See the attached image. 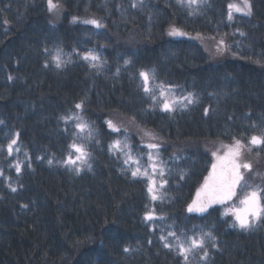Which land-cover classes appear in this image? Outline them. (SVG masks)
I'll return each instance as SVG.
<instances>
[{"label": "trees", "instance_id": "obj_1", "mask_svg": "<svg viewBox=\"0 0 264 264\" xmlns=\"http://www.w3.org/2000/svg\"><path fill=\"white\" fill-rule=\"evenodd\" d=\"M54 1L56 22L48 0H0V264H264V213L241 228L219 204L188 211L212 169L206 143L264 137V0L231 20L228 5L241 0ZM186 33L229 48L213 60ZM143 71L193 101L163 110ZM118 117L167 144L156 200L113 146L127 136L146 160L135 135L109 126ZM73 144L83 165L65 162ZM252 150L264 169V144ZM261 193L264 204V183ZM193 237L204 247L185 259L177 238L188 247Z\"/></svg>", "mask_w": 264, "mask_h": 264}, {"label": "snow or ice", "instance_id": "obj_2", "mask_svg": "<svg viewBox=\"0 0 264 264\" xmlns=\"http://www.w3.org/2000/svg\"><path fill=\"white\" fill-rule=\"evenodd\" d=\"M202 0H178V3L184 4L189 8H193V6H198ZM138 3H142V0H138ZM136 4H133V7H136ZM58 8V4L54 3V0H48V9L49 11H53ZM229 12H228V19H232V13L233 11L237 13H243L245 15H251V3L250 0H241V3H231L228 5ZM75 20V18H74ZM85 23H91L95 24L97 27H100L98 21L96 20H90L85 21ZM172 35H185V33L180 32L179 30L173 29L171 32ZM223 43V41H221ZM85 59H90L92 61H99V57L96 55H93L89 53L84 57ZM57 66H60L61 63V57L59 53L54 57ZM141 77L143 78L144 82V91L146 93H151V89L149 88V74L147 72H141ZM11 79V77H9ZM160 96L163 97V104L162 107L165 111H171L173 110V105L178 101L177 99H173L172 101H169L166 92L161 89L160 90ZM152 99H157L156 96H152ZM184 101L191 102L192 97L191 94L189 96L183 98ZM186 106V105H184ZM77 108L81 107V105H76ZM0 123H3L0 121ZM109 126L111 127L112 124L109 121ZM77 128H79L82 132L87 129V125L84 123H78L76 125ZM118 131V129H116ZM91 133L89 132V135ZM18 135V134H17ZM16 144V140H12L11 143L7 146V151L9 154L13 151V145ZM251 145H260L264 144V137H257L253 136L250 139ZM117 149L120 148V142L116 141L113 145ZM72 147L75 149L76 155L75 159H72L71 156H69L68 160L65 161L68 164H76L77 161H84L87 158V153L84 150L83 146L75 145L73 144ZM149 148H156L157 145L155 144H149ZM241 144L239 141H236V143L232 146H228L227 152L224 157H217V160L220 162L219 164L214 163L212 165V172L210 173L209 177L205 179V183L202 186V188L197 192V198L195 201H193V204L189 206L188 211L189 212H206L208 208L213 204H225L227 201L232 200V198L236 195V188L240 184V181L243 179V176L240 172L241 168L244 169H250L251 165L247 163H239V157L241 155ZM215 155V153H213ZM127 162V161H126ZM51 163V161H49ZM219 169V171H218ZM16 170L20 171V166L17 164ZM138 171H134L132 174L133 176H136L138 174ZM142 175H148L147 171L143 172ZM153 184H155V181H153ZM247 187V184L244 185ZM153 188H149V192H152ZM261 190L256 189L248 192L245 197L240 201V204L242 205L239 209H233L229 208L226 209L224 212V215H228L231 213L235 217L236 223H238L239 227L241 228H248L251 226L253 220H257L261 217V214L264 213V204L261 203ZM153 200L158 199V197L153 194L152 196ZM153 217L152 215H148L146 219L151 220ZM171 236L175 237V233H170ZM208 236L211 235V233L207 234ZM161 239H165V237H161ZM178 241V251L184 255L185 259H187V254L192 251L193 249L197 248H203L205 239L204 237L200 238H191L188 243V247H185L183 244L179 243ZM166 247H170L167 243H165ZM205 255H207L205 253Z\"/></svg>", "mask_w": 264, "mask_h": 264}, {"label": "rangeland", "instance_id": "obj_3", "mask_svg": "<svg viewBox=\"0 0 264 264\" xmlns=\"http://www.w3.org/2000/svg\"><path fill=\"white\" fill-rule=\"evenodd\" d=\"M54 3H56L54 1ZM52 12L51 15V21L56 22L58 20V17L62 13L61 7L60 9L57 8ZM75 20H80V21H87L86 19L83 20V17H76ZM187 37L194 39L196 42L200 43L210 54L211 58L213 60L217 59L220 57L222 54H224L228 48L229 45L227 41L221 40V39H211L203 34L199 33H186ZM223 41V43H221ZM146 72V71H143ZM149 88L152 90L151 94L156 96L157 99L155 101H158L160 103V107L163 109L162 104H163V97L160 96V90L163 89L169 101H172L173 99H177L178 101L182 102H177L173 105V108L177 105H185L190 103L189 101H184L183 98L189 96V94H184V95H179L177 94L172 88L160 84H150V79H149ZM192 97V96H191ZM193 101V98L191 102ZM164 110V109H163ZM112 124L113 129H123L125 133L135 135L139 140V144L146 146V152L144 153L145 161L142 162V159L138 158V156L129 150V142H128V137L125 136L124 139H121L120 143V152L123 156V160L127 161V164L130 168V170L138 171V174L136 176L145 178L148 181V189L150 187L153 188L152 192H149V195L152 199L153 194H155L158 198L160 196V191L162 189V186L165 185V180H163V174L164 170L162 169V153L160 151L161 148L165 147L167 144L164 141L162 137H160L157 133H155L153 130L144 128L143 126L139 125L137 122L132 120L131 118H125V117H118L116 118L115 121H110ZM236 141H239L241 144V155L239 157L238 162L239 163H247L251 165L250 169H244L241 168L240 172L243 176V179L240 181V184L236 188V195L232 198V200L227 201L225 204H219L224 207L223 209V214L226 209L233 208V209H239L242 207L240 204V201L245 197V195L252 191L259 189L261 190V186L264 183V169H263V164L262 163V157H259L254 154L253 152V147L254 145L250 144V139L245 141L242 139L234 140L233 141H221V140H216L215 142L211 143H206L205 149L209 152V156H211L212 159V165L214 163L219 164V161L217 160V157H224L228 146H232L236 143ZM149 144H155L157 145L156 148H149ZM79 145V144H76ZM80 146V145H79ZM204 148V147H203ZM215 153V155H213ZM144 157V156H143ZM76 157L72 158L75 159ZM84 161H77L76 165H83ZM147 171L148 175H142L143 172ZM219 171V169H218ZM211 171L208 174V177L210 175ZM153 181H155V184H153ZM247 184V187L244 185ZM197 192L202 188L197 187ZM197 192L195 194L197 198ZM195 201V200H194ZM193 202L189 204L192 205ZM215 205V204H213ZM212 206V205H211ZM210 206V207H211ZM233 219V224L238 226V223L235 221V217L229 213ZM227 216V215H225ZM254 221V220H253ZM252 221V222H253Z\"/></svg>", "mask_w": 264, "mask_h": 264}]
</instances>
